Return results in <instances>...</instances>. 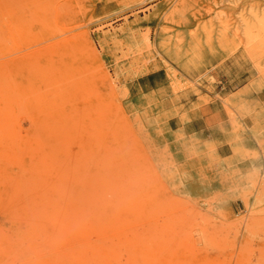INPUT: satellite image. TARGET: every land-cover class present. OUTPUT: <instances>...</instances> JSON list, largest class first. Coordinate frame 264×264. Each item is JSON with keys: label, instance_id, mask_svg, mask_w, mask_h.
Wrapping results in <instances>:
<instances>
[{"label": "rangeland", "instance_id": "1", "mask_svg": "<svg viewBox=\"0 0 264 264\" xmlns=\"http://www.w3.org/2000/svg\"><path fill=\"white\" fill-rule=\"evenodd\" d=\"M113 1L0 0V264H264V55L131 61Z\"/></svg>", "mask_w": 264, "mask_h": 264}, {"label": "bare ground", "instance_id": "2", "mask_svg": "<svg viewBox=\"0 0 264 264\" xmlns=\"http://www.w3.org/2000/svg\"><path fill=\"white\" fill-rule=\"evenodd\" d=\"M102 0H99V2ZM221 2H231L233 0H220ZM236 1V0H235ZM195 0H116L112 7H125L128 11L120 15L115 22L124 21L125 14L133 15L135 13H150L154 15L155 27L146 30L140 34V40L135 39L134 47L129 46L128 51L132 54V60L141 55V50L151 51L156 49L160 56L169 58L177 62L178 66L188 74L195 76L198 72L194 64H188L190 53L188 48H183L181 42L183 37L187 36V47L194 45L199 38L203 39L205 46L204 53L215 63H220L221 69H226V61L229 56L241 54L247 50V47L255 55H264V13L253 11L247 18L243 10L237 11L235 26L233 29L221 22L215 23L219 18L216 10L206 12L205 15L192 12L191 6ZM228 8H223L222 12L227 13ZM99 24L97 27H100ZM125 28H122L121 33ZM128 30H130L128 28ZM202 30V36L199 37L198 31ZM184 34H186L184 36ZM138 36V37H139ZM176 39L173 41V39ZM173 42L177 45L173 46ZM60 41L53 42V45ZM90 48V59L96 61L98 54L93 49L91 42H88ZM133 48V50H131ZM66 67V63L63 64ZM254 223L249 224V229L253 228Z\"/></svg>", "mask_w": 264, "mask_h": 264}]
</instances>
